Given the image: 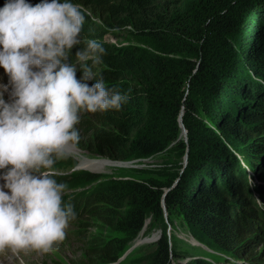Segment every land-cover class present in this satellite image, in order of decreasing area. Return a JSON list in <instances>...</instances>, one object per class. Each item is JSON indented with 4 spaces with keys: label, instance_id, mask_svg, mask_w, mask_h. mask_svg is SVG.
Segmentation results:
<instances>
[{
    "label": "trees",
    "instance_id": "obj_1",
    "mask_svg": "<svg viewBox=\"0 0 264 264\" xmlns=\"http://www.w3.org/2000/svg\"><path fill=\"white\" fill-rule=\"evenodd\" d=\"M70 2L89 9L109 26H131L139 41L157 50L147 55L131 44L104 41V27L82 10L85 22L81 38L95 40L105 49L102 63L90 64L94 74L91 84L102 78L106 88L127 95L128 100L119 110L87 113L81 117L77 125V129L82 130L78 145L92 153L123 161L152 156L170 146L180 153H188L189 164L176 186L166 193L165 204L170 222L181 217L199 242L211 251L210 256L204 255L187 264H220V260L230 257L264 264V30L255 37L242 31L249 25L252 10L258 14L257 21L263 19L264 22V0ZM234 33H240V41L232 43ZM252 37L257 43L249 59L261 60L252 66L255 70L245 75L251 80H248L251 84L247 94L255 101L254 111L246 112L249 119L245 123L230 121L224 117L227 114L219 113L224 106L219 96L237 74L235 69L231 73L227 71L229 78L224 82L221 76L225 75V68L221 70V66L238 56V50L248 54V40ZM83 46L82 43L73 47L70 62H75V53ZM191 55L199 61L190 58ZM81 76L78 70L77 77ZM214 107L216 117L219 116L216 129L214 124H206L200 115L201 109L214 112ZM182 110L188 142L181 137L178 121ZM223 135L229 137L230 145L221 140ZM259 135L256 143L246 149L248 166L253 173V180L248 181L244 172L247 169L234 154L230 137L247 146ZM234 145L242 153L246 152ZM55 176L58 182L67 185L66 190L93 184L80 192L63 195L64 203L72 205L76 220L82 218L84 211L88 215L93 211L95 217L109 227L135 237L149 218L154 225L163 221L162 198L167 187L173 185V181L128 183L103 179L88 171H79L71 179ZM130 241L108 238L94 241L96 246L92 244L88 249L93 252L91 256H98L93 262L107 264L118 261L130 249ZM196 250H199L198 256L207 251L199 246ZM171 255L180 258L177 249L170 247L164 226L149 264H174Z\"/></svg>",
    "mask_w": 264,
    "mask_h": 264
},
{
    "label": "clouds",
    "instance_id": "obj_2",
    "mask_svg": "<svg viewBox=\"0 0 264 264\" xmlns=\"http://www.w3.org/2000/svg\"><path fill=\"white\" fill-rule=\"evenodd\" d=\"M84 22L70 0H6L0 7V67L9 78L0 85V251L49 252L63 242L76 213L63 201L67 185L53 166L79 142L81 113L119 110L128 100L102 78L88 83V62L101 64L105 49L82 41Z\"/></svg>",
    "mask_w": 264,
    "mask_h": 264
},
{
    "label": "rangeland",
    "instance_id": "obj_3",
    "mask_svg": "<svg viewBox=\"0 0 264 264\" xmlns=\"http://www.w3.org/2000/svg\"><path fill=\"white\" fill-rule=\"evenodd\" d=\"M5 2L6 0H0V7H3ZM26 2L35 5L37 3H40L41 0L38 1L26 0ZM81 9L89 18H91L93 21L98 23L100 26L104 27L105 30V34L103 38L104 41L113 43L115 45L131 44L140 48L147 55H151L157 51L154 47L148 46L142 43L141 41H139L137 36L133 35L134 30L132 29L131 26L121 27V26H116V24L115 26L114 25L109 26L106 23H103V21L100 20L99 17L94 13H92V11H90L89 9H84L82 6ZM259 9H261V7ZM257 20H258V14L256 10H252L250 12V16L248 20L249 25L248 26L246 25L242 29V31L244 30V32L248 36L254 35V37L257 33L262 32L264 30L263 19L262 20L260 19V21ZM252 30H254L253 34L251 33ZM234 40L237 42L240 41V33L238 34L234 33V37L232 38V43L234 42ZM248 43H249L248 54H243L241 52L242 50L241 51L238 50L237 51L238 56L235 55V57H233V60L229 59L228 63H226L224 67H223L224 64L221 66V70L225 68L223 72L225 73V75H223V77L221 76L222 81L225 82V79L229 78L227 71L228 73H231L235 69L237 75L233 79H231V81L228 82L229 83L228 87L225 88L224 91L222 90L221 95L219 96V99L223 100V105H224L220 109L219 113L227 114L224 115L225 119L228 118V120L230 121L233 120L235 122L240 121L241 123H245L244 122L245 120L248 121L249 118H246L247 116L246 112L254 111L253 108L255 106V101L251 98L252 96L251 95L249 96V94H247L248 93L247 89L249 88L248 86L251 84V82H248V80L250 79H248L245 75L248 73V71L251 72L255 70L254 67H252L254 64L261 63V60H259L258 58L253 57L254 59H252L251 57L249 59L248 56L250 55L249 53H251V51L253 50V47L256 46L257 40L252 37L251 39L248 40ZM169 45L170 43L168 42L167 47ZM190 58H194L195 60L199 61V59H197L193 55H191ZM88 63L90 66L91 61H89ZM77 79L80 78L77 77ZM0 80H1V84L8 85L9 78L7 74L0 73ZM260 82H262V80H260ZM88 83L91 85V81H89ZM0 90L2 91V89ZM10 91L11 88L9 86V90L4 93H6L9 96ZM200 98L201 97H199L198 99L200 100ZM213 110L214 112H207L201 109L200 115L206 124L209 125L214 124V127L216 129L217 128L216 121L217 119H219V116L216 117L217 108L214 107ZM85 116H87V113H81V117H85ZM221 116H223V114H221ZM245 125L250 127V125H248L247 122ZM78 131H79V135L82 134V130L79 129ZM260 136L261 135L256 136V139H254V141H251L247 146L241 144L238 140H236L233 137H230V139L233 141L234 144H237L238 146L242 147L243 150H246L248 146H250L251 144H255ZM181 137L186 142H188L189 141L188 131L185 136L183 129L181 132ZM220 138L223 142L228 143V145H230L231 141L229 140L228 136L223 135L220 136ZM233 143H232L233 147L231 146L230 147L233 148L234 154L235 155L237 154L238 158L240 159V165H242L243 168L245 167L247 169V171H244L241 168L242 171L246 173L248 181L250 180V178L251 180H253L252 179L253 173L251 172L248 166L250 162L248 158H246L248 154L247 150L246 152L242 153L241 149L236 147ZM170 147L164 152L156 153L152 156L136 157V158L130 157L128 160L125 161L122 160L123 162L122 165L111 163L106 160L105 161L103 160L101 162L95 160L99 165V168L97 169H100L96 171L94 170L92 165L89 164L86 165L84 162L82 164L81 162L85 158L87 159L90 158L111 159V158L109 156H102L97 153H92L87 149L81 148L78 145V143H73L70 149L67 150L65 149L66 155L63 158L58 159L56 161V163L53 166V169L56 172V174L66 177L67 179H71L72 176H74V174H76L79 171H88L104 177L103 179L113 178L128 183L137 182V181L148 183L151 182L149 180H152L166 184L168 182L173 181L172 183L173 185L171 187H174L180 180L179 176L184 172L185 168L189 164V156L188 153H180L178 150H175L174 148L172 149ZM69 150L70 152H68ZM87 159H85L84 161H87ZM111 160H115V159H111ZM105 162H107V165L105 166V168L101 169L105 165ZM92 185L93 184H89L87 186L82 185V186L70 187L68 188V190L64 192L63 195L71 191L80 192L85 187ZM83 217L84 219H82ZM86 217L87 220H85ZM96 217L93 211L90 212V215H88L84 211L82 218L80 217L78 218V220H76L75 218L72 222V225L70 224V226L66 230L67 235L66 238L63 240V242L54 245L52 250L49 252H38L32 250L13 252L10 249H5L9 257L13 259L11 261L12 263L9 264H104L99 262H93L97 259L98 256L95 255L91 256V253L93 252H91L88 249V247L92 244L96 246L97 243L94 241H103L108 238L131 240L130 248H132V250L134 251L131 254H128L129 252L127 253L126 251L122 256H124L127 253L125 255V256L128 255L127 258L124 259L125 258L124 257L123 258L124 260L123 259L119 260L122 256L119 257L118 263L122 261L121 264H149L152 258L151 254H153V250L155 249V243L161 238L164 226H166L170 247L176 248L178 254L180 255L179 259H176L171 255V258L175 259L174 264H178V263L187 264L191 260L193 261L198 259V257H204V255L210 256L209 253L211 249L205 244H202L203 242L202 243L199 242V240L195 237L194 233L190 231L189 227L185 224L184 220H182L181 217L176 218V220L173 223L170 222L171 216L170 214H168V211L166 209H164L163 221L155 222L154 225L151 220L152 218H149L147 220L146 226L136 237L129 232H125L122 230H115L112 227H109L103 221L97 219ZM80 222L88 223V224L86 226V224H81ZM69 232H72L74 235H70ZM198 246L207 249V251H203V253H201L200 256H196L197 253L199 252V250L198 251L196 250V247ZM196 251L197 253L195 254ZM220 264H251V263L247 260L242 261L241 259L230 257L224 260L223 259L220 260Z\"/></svg>",
    "mask_w": 264,
    "mask_h": 264
},
{
    "label": "water",
    "instance_id": "obj_4",
    "mask_svg": "<svg viewBox=\"0 0 264 264\" xmlns=\"http://www.w3.org/2000/svg\"><path fill=\"white\" fill-rule=\"evenodd\" d=\"M183 115H184V110H182L181 113H180L179 123H180V127L182 128V130L184 129V133H185V136H186V134H187V130H186V128L184 127L185 125H184V122H183ZM103 160L109 161V162H111V163H116V164H119V165H122V164H123L122 160H119V161H118V160H111V159H104V158H103ZM81 168H82V167H81ZM75 169H78V168H75ZM170 189H172V187L166 189V191H165V193H164V195H163V198H162V205H163V208L166 209V210H167V207H166V204H165V196H166V193H167ZM131 250H132V248H130V249L127 251V253L130 252ZM127 253H126V254H127ZM126 254H125V255H126ZM125 255L122 256L119 260H122V259L125 257ZM117 263H118V261L113 262V263H110V264H117Z\"/></svg>",
    "mask_w": 264,
    "mask_h": 264
},
{
    "label": "bare ground",
    "instance_id": "obj_5",
    "mask_svg": "<svg viewBox=\"0 0 264 264\" xmlns=\"http://www.w3.org/2000/svg\"><path fill=\"white\" fill-rule=\"evenodd\" d=\"M5 76V75H4ZM71 145L72 144H69L67 147H66V150L67 149H70V147H71ZM68 152H70V150L68 151ZM85 159H87V158H85ZM84 159V160H85ZM82 161L81 163L83 164V162L87 165V164H89V165H92L93 166V168H94V170H100V169H97V168H99V165L97 164V162L96 161H99V162H101V161H103V159L101 158H96V159H87V161ZM96 160V161H95ZM105 161V160H104ZM107 165V162H105V165L101 168V169H103V168H105V166ZM84 166V165H83ZM85 167V166H84ZM91 168V167H90ZM75 171V170H74ZM84 195V194H83ZM82 195V196H83ZM84 198V197H83ZM203 253V252H202ZM64 254V253H63ZM200 254H201V252H200ZM199 255V252L197 253V255L196 256H198ZM195 256V257H196ZM199 258V257H198ZM202 258V257H201ZM210 261V260H209Z\"/></svg>",
    "mask_w": 264,
    "mask_h": 264
}]
</instances>
